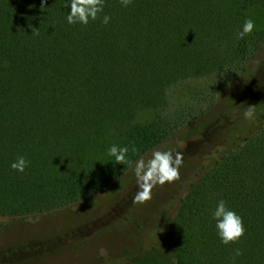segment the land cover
Segmentation results:
<instances>
[{"label": "trees", "instance_id": "trees-1", "mask_svg": "<svg viewBox=\"0 0 264 264\" xmlns=\"http://www.w3.org/2000/svg\"><path fill=\"white\" fill-rule=\"evenodd\" d=\"M66 2L0 0V217L33 218L100 194L131 168L107 155L112 144L134 146V164L173 141L264 45V31L234 39L242 11L264 0H105L87 26L67 23ZM225 145L167 225L172 264H264V115ZM18 156L30 161L24 173L10 167ZM219 200L246 230L227 246L211 217Z\"/></svg>", "mask_w": 264, "mask_h": 264}, {"label": "rangeland", "instance_id": "rangeland-1", "mask_svg": "<svg viewBox=\"0 0 264 264\" xmlns=\"http://www.w3.org/2000/svg\"><path fill=\"white\" fill-rule=\"evenodd\" d=\"M246 18L255 21L254 31H264L261 6H247L241 22ZM218 89L215 83L213 90ZM222 93L173 141L143 155L149 158L154 149L180 152L179 179L158 185L151 200L136 204L131 167L103 192L77 204L28 219L0 217V264H172L174 255L163 239L179 200L226 149V140L248 134L253 122L243 120L244 107L256 106V120L264 115V45Z\"/></svg>", "mask_w": 264, "mask_h": 264}, {"label": "clouds", "instance_id": "clouds-1", "mask_svg": "<svg viewBox=\"0 0 264 264\" xmlns=\"http://www.w3.org/2000/svg\"><path fill=\"white\" fill-rule=\"evenodd\" d=\"M47 0H41V8L46 5ZM121 7L127 8L133 0H119ZM65 7H70V12L66 16L69 25L87 26L91 21H96L100 14L104 13L105 0H67ZM111 17L104 14L102 23L108 25ZM256 29L255 21L246 18L239 30L236 31L234 39L243 40L251 35ZM39 33H36L38 35ZM258 64L259 61H256ZM238 108V107H237ZM242 118L246 122H255L257 119L256 106L244 107ZM137 153L133 146H120L112 144L107 155L115 164H128L132 167L135 176L137 191L133 196V203L144 204L152 199V191L158 185L163 186L179 179L180 169L183 166V155L173 150L154 149L150 157L145 159L139 157L133 164L128 159L129 151ZM30 161L24 156H18L10 167L17 173H24L29 167ZM212 220L215 221V231L220 242L227 246L238 242L245 235V226L242 217L232 210L226 201L219 200L211 212ZM242 255L239 248L234 250L233 259Z\"/></svg>", "mask_w": 264, "mask_h": 264}]
</instances>
